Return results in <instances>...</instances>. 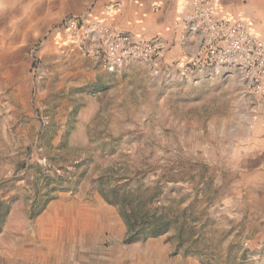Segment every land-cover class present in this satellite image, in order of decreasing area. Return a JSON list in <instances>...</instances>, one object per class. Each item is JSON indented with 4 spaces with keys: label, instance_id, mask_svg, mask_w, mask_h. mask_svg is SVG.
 I'll use <instances>...</instances> for the list:
<instances>
[{
    "label": "rangeland",
    "instance_id": "rangeland-1",
    "mask_svg": "<svg viewBox=\"0 0 264 264\" xmlns=\"http://www.w3.org/2000/svg\"><path fill=\"white\" fill-rule=\"evenodd\" d=\"M108 1L0 0V264H264V97L106 69L61 23Z\"/></svg>",
    "mask_w": 264,
    "mask_h": 264
},
{
    "label": "built area",
    "instance_id": "built-area-1",
    "mask_svg": "<svg viewBox=\"0 0 264 264\" xmlns=\"http://www.w3.org/2000/svg\"><path fill=\"white\" fill-rule=\"evenodd\" d=\"M188 24L197 45L184 61L166 65L167 77L190 78L221 69L237 71L249 94L264 97V41L242 19H225L213 12L211 0H188ZM108 1L100 15H71L61 30L72 44L85 47L110 71L137 61L156 65L163 45L159 36L138 37L110 24L105 13L114 8Z\"/></svg>",
    "mask_w": 264,
    "mask_h": 264
},
{
    "label": "crops",
    "instance_id": "crops-1",
    "mask_svg": "<svg viewBox=\"0 0 264 264\" xmlns=\"http://www.w3.org/2000/svg\"><path fill=\"white\" fill-rule=\"evenodd\" d=\"M114 8L105 18L119 30L141 37L159 36L163 45L157 67L184 61L197 45L187 14L188 0H110ZM214 14L242 19L264 41V0L240 5L238 0H211Z\"/></svg>",
    "mask_w": 264,
    "mask_h": 264
},
{
    "label": "trees",
    "instance_id": "trees-1",
    "mask_svg": "<svg viewBox=\"0 0 264 264\" xmlns=\"http://www.w3.org/2000/svg\"><path fill=\"white\" fill-rule=\"evenodd\" d=\"M123 218L125 219L126 225H127V235L126 238L124 239V241H133V239L135 238V229H133L134 223L137 222L138 227L141 228V230H143L144 228H147V233L150 236H158L161 233H163L164 231V227L162 224H152V223H147L146 219L144 217L141 216L140 220L137 221V219L132 220L131 216L128 214H123Z\"/></svg>",
    "mask_w": 264,
    "mask_h": 264
}]
</instances>
